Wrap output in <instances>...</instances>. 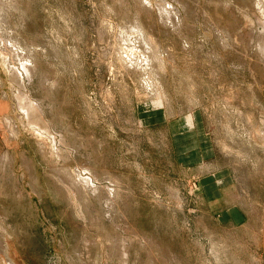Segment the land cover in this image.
<instances>
[{"label":"rangeland","instance_id":"1","mask_svg":"<svg viewBox=\"0 0 264 264\" xmlns=\"http://www.w3.org/2000/svg\"><path fill=\"white\" fill-rule=\"evenodd\" d=\"M0 2V264H264V0Z\"/></svg>","mask_w":264,"mask_h":264},{"label":"bare ground","instance_id":"2","mask_svg":"<svg viewBox=\"0 0 264 264\" xmlns=\"http://www.w3.org/2000/svg\"><path fill=\"white\" fill-rule=\"evenodd\" d=\"M3 1V0H2ZM141 2V1H140ZM1 3V2H0ZM262 3V2H261ZM2 4V3H1ZM147 4H149V3H147ZM6 5V4H5ZM156 5V4H155ZM161 5V4H160ZM2 7V6H1ZM159 7H161V6H159ZM1 9V8H0ZM160 10V9H159ZM0 11H2V10H0ZM5 13V12H4ZM2 14V13H1ZM4 18V17H3ZM3 18H1L2 20H3ZM2 22V21H1ZM0 22V23H1ZM136 24V23H135ZM1 25V24H0ZM0 30H1V28H0ZM135 30V29H134ZM133 31V30H132ZM0 32H2V31H0ZM124 33H125V31H123ZM3 33V32H2ZM134 33V32H133ZM261 33V32H260ZM126 35V34H125ZM125 35H124V37H125ZM263 35V34H262ZM5 37V36H4ZM259 37V36H258ZM261 37H263V36H261ZM127 38V37H126ZM125 38V39H126ZM258 39V38H257ZM262 39H264V38H261V40ZM148 40V39H147ZM129 41V40H128ZM136 41V40H135ZM149 41V40H148ZM259 41V40H258ZM257 41V42H258ZM6 43H8V40L7 41H5ZM5 42H4V40H3V38H2V34L0 35V46L2 47V46H4L5 45ZM11 42H13V41H11ZM16 42V41H15ZM261 42V41H260ZM262 42H264V41H262ZM262 42H261V46H262ZM259 43V42H258ZM9 44H10V42H9ZM139 44V43H138ZM151 44V43H150ZM12 45V44H11ZM8 46V44L6 45V47ZM12 46H14V44L12 45ZM145 46V45H144ZM154 46V45H153ZM259 46H260V44H259ZM5 47V46H4ZM135 47V46H134ZM131 48V47H130ZM257 48V47H256ZM260 48H263V47H260ZM153 49V48H152ZM258 49V48H257ZM3 50V49H2ZM9 50H11V48L9 49ZM15 50V49H14ZM148 50V49H147ZM16 51H18V49L16 50ZM125 51V50H124ZM259 51V50H258ZM10 52H13V51H10ZM19 52V51H18ZM127 52V51H126ZM150 52V51H149ZM262 52V51H261ZM263 52H264V50H263ZM4 53V52H3ZM15 53V52H14ZM13 53V54H14ZM131 53V52H130ZM151 53H153V52H151ZM1 54V53H0ZM127 54V53H126ZM125 54V55H126ZM134 54V53H133ZM154 54V53H153ZM8 55H9V53H8ZM16 54H14V56H15ZM13 56V57H14ZM20 56V55H19ZM131 56V55H130ZM138 56V55H137ZM264 56V55H263ZM12 57V58H13ZM142 57V56H141ZM7 58H9L7 55H4L3 56V61L6 63V59ZM11 58V59H12ZM10 59V60H11ZM15 59V58H14ZM31 59V58H30ZM30 59H28V57L27 58H25V57H20L19 59H18V63L16 64L17 66H13V67H11V68H13V70L11 71V73L13 72L14 74H17V77L19 78V81L22 79V78H26V77H30L31 76V72H30V70L33 68L32 66H31V62H32V60H31V62H30ZM263 59H264V57H263ZM140 60V59H139ZM133 61V60H132ZM136 61V60H135ZM13 62V61H12ZM11 61H10V63H12ZM4 63V64H5ZM7 64V63H6ZM6 64H5V67H6ZM137 65V64H136ZM12 66V65H11ZM30 66H31V69H30ZM8 67V66H7ZM10 67V66H9ZM142 68V67H141ZM10 73V74H11ZM11 76H14V75H11ZM16 77V76H15ZM13 78V77H12ZM17 79V78H16ZM16 79L14 80V81H16ZM26 79H29V78H26ZM27 81H29V80H27ZM16 82H18V79H17V81ZM18 83H20V82H18ZM20 84H22V83H20ZM18 85V84H17ZM22 88V87H21ZM20 93V92H19ZM20 95V94H19ZM18 95V96H19ZM22 95V94H21ZM17 96V97H18ZM22 97H23V95H22ZM25 98H26V96H24ZM28 97V96H27ZM19 100H21L20 98H18ZM24 99V98H23ZM23 99H22V102H23ZM26 100V99H25ZM24 100V101H25ZM21 102V103H22ZM25 102H29V101H25ZM31 102V101H30ZM20 103V104H21ZM32 103V102H31ZM29 103H27V105H28ZM24 105V104H23ZM31 105V104H30ZM32 105H34V103L32 104ZM24 106H26V105H24ZM28 107V106H27ZM32 107V106H31ZM34 108L36 107V105L35 106H33ZM33 108V110H35ZM23 109V108H22ZM29 109H31L30 107L26 110V108L24 107V111H25V115H27L28 113H27V111L29 110ZM36 109H37V107H36ZM32 110V109H31ZM31 110L29 111V113H31ZM23 111V110H22ZM38 112H37V114L39 113L40 114V111L39 110H37ZM35 112H36V110H35ZM34 112V113H35ZM32 113H33V111H32ZM32 113H31V115H32ZM36 114V113H35ZM28 116L29 115H27V118H28ZM40 116L38 115V118H39ZM26 118V117H25ZM26 118V119H27ZM30 118H31V116H30ZM33 118H35L34 120H36L37 119V117H32V119ZM29 119V118H28ZM41 119V118H40ZM33 120V121H34ZM30 126V125H29ZM36 128V127H35ZM37 129V128H36ZM39 130V129H38ZM47 130V129H46ZM39 131H41V130H39ZM45 131V130H44ZM40 133V132H39ZM46 133V132H45ZM51 138V137H50ZM55 138V137H54ZM60 138V137H59ZM61 145V144H60ZM54 149V148H53ZM82 175V174H81ZM80 175V178L81 179H83V180H81V183L83 182V184L85 183L84 181H88L89 182V178L88 177H83V176H81ZM78 177H79V174H78ZM78 178H76V180H77ZM93 181V180H92ZM87 182V183H88ZM74 183V182H73ZM92 183V182H91ZM83 184H81V185H83ZM88 185V184H87ZM86 185V186H87ZM90 185H92V184H90ZM94 186V185H93ZM89 189V188H88ZM90 189H91V187H90ZM92 189H93V187H92ZM94 190V189H93ZM93 190H90V191H93ZM94 192V191H93ZM109 195V194H108ZM1 244V243H0ZM2 246V245H1ZM1 248H3V247H1ZM5 249V248H4ZM2 250V249H1ZM0 250V251H1ZM4 251V250H3ZM5 253V252H4ZM8 262V264H14L11 260H8L7 261Z\"/></svg>","mask_w":264,"mask_h":264},{"label":"crops","instance_id":"3","mask_svg":"<svg viewBox=\"0 0 264 264\" xmlns=\"http://www.w3.org/2000/svg\"><path fill=\"white\" fill-rule=\"evenodd\" d=\"M203 143H204V147H205V142H206V140L205 139H203ZM222 182H224V181H222ZM208 187H211V188H213V186H211V185H209Z\"/></svg>","mask_w":264,"mask_h":264}]
</instances>
